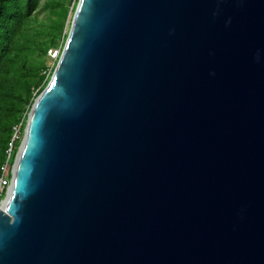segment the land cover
Instances as JSON below:
<instances>
[{"label": "water", "instance_id": "1", "mask_svg": "<svg viewBox=\"0 0 264 264\" xmlns=\"http://www.w3.org/2000/svg\"><path fill=\"white\" fill-rule=\"evenodd\" d=\"M0 264H264V0H79Z\"/></svg>", "mask_w": 264, "mask_h": 264}, {"label": "trees", "instance_id": "2", "mask_svg": "<svg viewBox=\"0 0 264 264\" xmlns=\"http://www.w3.org/2000/svg\"><path fill=\"white\" fill-rule=\"evenodd\" d=\"M76 1L0 0V178L6 165L12 177L30 111L54 73L49 51L64 47Z\"/></svg>", "mask_w": 264, "mask_h": 264}, {"label": "rangeland", "instance_id": "3", "mask_svg": "<svg viewBox=\"0 0 264 264\" xmlns=\"http://www.w3.org/2000/svg\"><path fill=\"white\" fill-rule=\"evenodd\" d=\"M78 2H79V0L76 1V6H75V8L73 9V12H72V14H71V18H70V23H69L68 31H69L70 28H71L72 19H73V16H74V14H75L76 7H77ZM57 49H58V50H63V48H61V47H58ZM57 49L54 48V49H51V50L49 51L48 66H49V67H53L54 70H55L56 65H57V62H55V59H56V50H57ZM24 133H25V132H24ZM24 133H23V135L21 136V137H22L21 140H23V138H24ZM13 166H14V164H13ZM13 166H12V168H11V172H12V170H13ZM8 170H9V166L6 167V170H5V173H4L6 176H7ZM8 178H9V177H8ZM11 179H12V177L9 178L10 181H11ZM5 199H6V195L1 197L0 206L3 204V202L5 201Z\"/></svg>", "mask_w": 264, "mask_h": 264}, {"label": "built area", "instance_id": "4", "mask_svg": "<svg viewBox=\"0 0 264 264\" xmlns=\"http://www.w3.org/2000/svg\"><path fill=\"white\" fill-rule=\"evenodd\" d=\"M58 52L56 51V54ZM9 156H10V152H9ZM6 167H8L7 165L3 168L4 169V173L6 170ZM11 186V181L9 180L8 176H6L5 174H3V176L0 178V201H1V197L3 196V190L6 188L8 189Z\"/></svg>", "mask_w": 264, "mask_h": 264}]
</instances>
